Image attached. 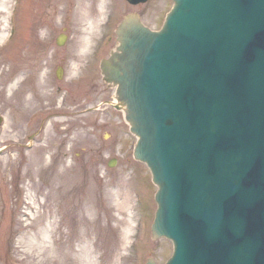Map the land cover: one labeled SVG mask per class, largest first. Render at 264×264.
I'll return each instance as SVG.
<instances>
[{
  "label": "rangeland",
  "instance_id": "rangeland-1",
  "mask_svg": "<svg viewBox=\"0 0 264 264\" xmlns=\"http://www.w3.org/2000/svg\"><path fill=\"white\" fill-rule=\"evenodd\" d=\"M172 5L0 0V264H164L172 255L169 239L153 240L158 187L99 69L124 15L159 30Z\"/></svg>",
  "mask_w": 264,
  "mask_h": 264
},
{
  "label": "water",
  "instance_id": "water-1",
  "mask_svg": "<svg viewBox=\"0 0 264 264\" xmlns=\"http://www.w3.org/2000/svg\"><path fill=\"white\" fill-rule=\"evenodd\" d=\"M174 1L159 32L137 13L125 16L117 51L101 63L118 85L116 109L139 137L135 158L159 186L153 234L174 241L167 264H202L195 239L219 242L223 232L222 242L247 248L241 257L258 258L264 116L249 88L264 96V0Z\"/></svg>",
  "mask_w": 264,
  "mask_h": 264
},
{
  "label": "bare ground",
  "instance_id": "bare-ground-1",
  "mask_svg": "<svg viewBox=\"0 0 264 264\" xmlns=\"http://www.w3.org/2000/svg\"><path fill=\"white\" fill-rule=\"evenodd\" d=\"M150 1V0H149ZM148 2V1H147ZM38 97V96H37Z\"/></svg>",
  "mask_w": 264,
  "mask_h": 264
}]
</instances>
